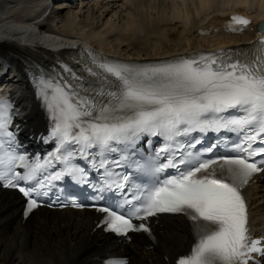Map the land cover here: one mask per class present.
I'll list each match as a JSON object with an SVG mask.
<instances>
[{"label":"snow or ice","instance_id":"snow-or-ice-1","mask_svg":"<svg viewBox=\"0 0 264 264\" xmlns=\"http://www.w3.org/2000/svg\"><path fill=\"white\" fill-rule=\"evenodd\" d=\"M231 19L243 26L250 24L244 17ZM229 30L244 29L230 25ZM86 55V77L63 65L66 76L56 74L38 81L52 122L50 138L57 141L56 151L43 162L29 163L5 147L15 138L8 130L11 105L0 103V182L18 188L27 198L25 215L41 206L39 198L47 195L52 180L83 178L84 169L73 163L77 156L87 159L89 150L97 149L98 167L105 168L110 178L108 186L122 189L127 177L114 178L105 154L123 152L121 145H130L142 135L162 137L165 145L157 160L163 155L164 162L154 163L150 171L155 175L172 169L175 174L156 179L152 187L133 193L115 208L97 207L105 214L100 226L125 237L130 231L150 234L145 223L150 217L182 214L190 221L194 243L177 264H260L253 254L264 256V240L250 234L241 190L255 174L264 172V37L248 48L159 63ZM221 129L244 133L234 149L236 155L203 158L189 150L191 144L185 148L178 139L193 131ZM53 161L62 165L61 170L45 176ZM17 162L26 169L23 174L15 171ZM112 163L119 166L120 162ZM21 181L35 184L26 188Z\"/></svg>","mask_w":264,"mask_h":264},{"label":"bare ground","instance_id":"bare-ground-1","mask_svg":"<svg viewBox=\"0 0 264 264\" xmlns=\"http://www.w3.org/2000/svg\"><path fill=\"white\" fill-rule=\"evenodd\" d=\"M57 4L50 9L47 0H0V25L14 19L27 21V16L34 20L50 10L35 25L47 37L84 38L87 44L108 52L160 57L186 48L247 39L248 33L230 35L224 13L243 4L248 9L262 8L264 0H88L78 6L62 0ZM207 29L215 35H206ZM42 49L41 43L23 39L19 33L0 35L1 57L20 70L18 80L13 82L20 85L15 93L18 105L25 111L24 124L36 131H40L43 118L47 120L50 115L37 86L25 75L24 53L52 54ZM68 63L65 61V65ZM249 198L254 221L262 223L264 179L261 176L251 186ZM21 205L16 192L0 190V264H97L92 258L109 248L110 239L95 229V217L89 211L40 209L24 222ZM158 226L160 248H147L146 241L139 236L126 247L132 264H168L188 248L190 231L180 216Z\"/></svg>","mask_w":264,"mask_h":264}]
</instances>
